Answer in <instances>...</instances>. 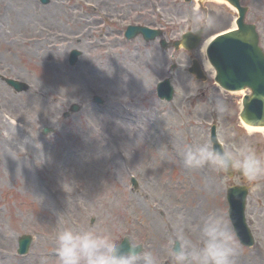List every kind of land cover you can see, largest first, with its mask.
I'll list each match as a JSON object with an SVG mask.
<instances>
[{
	"label": "rangeland",
	"instance_id": "rangeland-1",
	"mask_svg": "<svg viewBox=\"0 0 264 264\" xmlns=\"http://www.w3.org/2000/svg\"><path fill=\"white\" fill-rule=\"evenodd\" d=\"M241 3L264 50V0ZM192 12L215 18L202 40L229 28L236 15L214 0H0V74L29 86L16 94L0 81V264H59L57 234L85 227L127 236L160 264H173L166 249L177 218H185L194 238L201 218L213 212L232 229L224 191L237 179L208 166L188 169L183 152L209 140L212 124L224 148L255 150L257 141L263 147L264 131H248L238 119L248 92L225 91L206 71V81L191 77L187 67L192 58L202 60L200 48L186 52L163 49L159 39L122 38L123 26L143 24L161 29L167 41L179 39L197 29ZM46 32L64 37L59 42ZM73 49L81 54L71 66ZM164 77L174 88L171 101L156 94ZM220 93L230 108L223 119L213 110ZM72 103L79 112L69 113ZM121 106L132 114L134 134L114 123L125 115ZM260 192L264 182L252 184L246 200L255 244L243 247L235 236L236 264H264ZM21 234L33 237L25 255L16 253Z\"/></svg>",
	"mask_w": 264,
	"mask_h": 264
},
{
	"label": "clouds",
	"instance_id": "clouds-1",
	"mask_svg": "<svg viewBox=\"0 0 264 264\" xmlns=\"http://www.w3.org/2000/svg\"><path fill=\"white\" fill-rule=\"evenodd\" d=\"M190 16L201 34L215 26L212 16L199 12H192ZM213 110L220 119L230 113L224 93L215 98ZM183 164L191 170L208 166L223 174L235 170L249 183L264 178V157L258 156L248 145L235 150L228 146L217 150L213 147V141L207 140L187 146L183 152ZM127 238L129 249L122 252V239L107 229L66 228L56 237L59 264H160L158 255ZM138 247L140 251H136ZM166 250L173 264H236L235 258L239 254L234 232L226 217L218 212L201 218L195 238L186 230L185 218H177Z\"/></svg>",
	"mask_w": 264,
	"mask_h": 264
},
{
	"label": "water",
	"instance_id": "water-1",
	"mask_svg": "<svg viewBox=\"0 0 264 264\" xmlns=\"http://www.w3.org/2000/svg\"><path fill=\"white\" fill-rule=\"evenodd\" d=\"M232 7L238 11L236 18V28L226 33L218 35L207 47L206 56L215 70L214 80L218 86L226 90H240L248 88L251 91L250 95H245L242 99L243 109L239 116L245 124L257 126L264 124V55L258 46V35L253 24L244 22L246 7L239 4V0H225ZM42 3H48V0H41ZM142 33L145 39H153L158 35V31L150 30L144 27H128L126 38L135 36L137 33ZM200 32L183 34L181 41H176L173 46L178 48L181 43L186 49H192L200 42ZM162 45H165L162 41ZM77 51H72L69 58V63L73 65L78 56ZM200 64L194 60L189 71L193 73L198 79H205L201 70ZM5 83L12 86L17 92L25 91L28 86L17 80L5 78ZM158 95L167 101L172 98L173 89L170 86L169 80L164 79L158 84ZM99 102L100 99L96 98ZM79 106L74 104L71 107V112L78 111ZM68 113L64 114L65 116ZM211 140L213 147L221 150L217 143L214 129L211 128ZM44 132H48L47 129ZM229 206L230 216L235 227V233L239 237L242 244L250 245V237L248 230L244 224L243 205H244V191L237 188L229 190ZM32 237L30 235H22L18 239L19 254L27 252ZM121 251L127 252L129 249V240L127 237L123 238L120 243ZM138 247L136 251H140Z\"/></svg>",
	"mask_w": 264,
	"mask_h": 264
},
{
	"label": "bare ground",
	"instance_id": "bare-ground-1",
	"mask_svg": "<svg viewBox=\"0 0 264 264\" xmlns=\"http://www.w3.org/2000/svg\"><path fill=\"white\" fill-rule=\"evenodd\" d=\"M214 1H217V2H224L223 0H214ZM224 3H225V2H224ZM231 27H234V25L232 24ZM81 34L84 35L85 33L82 32V33L77 34L79 38L76 39V43L83 42V40H81V39H82V38H81ZM74 35H75V34H74ZM77 35H76V36H77ZM46 36H47V37H52L53 40H55V39H59V40H57V41H59V42H61V41H60V38L64 37V36H62V35H53V34H51V33H49V32H46ZM212 37H213V36H210V37H208L207 39H205L204 42L201 44V48H200V52H201V54H202V65H201V66H203L204 70H205L206 72H209L210 74L213 73V68H212L210 62L206 59V57H204V53H205V49H206L208 43L212 40ZM75 38H76V37H75ZM62 40H65V39H62ZM44 42H46V44L48 45L47 47H49L51 50L55 48V45L50 44V41L46 40V41H44ZM105 57H106L107 60H109V61L112 60V58H113L112 56L110 57V56H108L107 54H106ZM57 68H62V63H60V64H54V63H53V69H57ZM239 92L241 93L242 91H239ZM121 109L124 110L125 115H119V114H118L119 116L117 115V117H114V120H115L114 123H116L117 125H121V126L125 129V130H124V129L121 128L122 131H123L124 133L127 132L126 129H127V127H129V128H128L129 132H130L131 134H134L135 132L131 129V118H132V114H131L130 112H128L127 109H126L124 106H121ZM113 112H115V114H117V112H116L115 110H114ZM243 127H245L246 130L251 131V132H252V131H259V132L264 131V125H262V126H250V125H245V126H243ZM6 263H9V259H8V258H7V260H6Z\"/></svg>",
	"mask_w": 264,
	"mask_h": 264
},
{
	"label": "flooded vegetation",
	"instance_id": "flooded-vegetation-1",
	"mask_svg": "<svg viewBox=\"0 0 264 264\" xmlns=\"http://www.w3.org/2000/svg\"><path fill=\"white\" fill-rule=\"evenodd\" d=\"M255 152L258 156H261V157H264V145L263 147L260 145V141H257L256 144H255ZM232 178H236V182L239 184V185H243V186H247L248 187V193H249V190H250V186L253 184V185H256V184H261L263 183L264 181V178H261L260 180L256 181V182H253V183H249L238 171H233V175H232ZM259 196V200L260 202H262L264 204V193L263 192H260L258 194ZM262 212V214L264 215V207L261 208L260 210ZM256 218H257V215H256ZM260 218H263L262 215L260 214L259 215V218L257 220H260ZM264 227V225H263Z\"/></svg>",
	"mask_w": 264,
	"mask_h": 264
}]
</instances>
